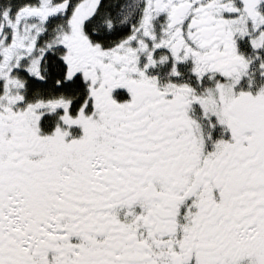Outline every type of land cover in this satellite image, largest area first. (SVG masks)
<instances>
[{"label": "snow or ice", "instance_id": "6c2138e0", "mask_svg": "<svg viewBox=\"0 0 264 264\" xmlns=\"http://www.w3.org/2000/svg\"><path fill=\"white\" fill-rule=\"evenodd\" d=\"M0 264H264V0H0Z\"/></svg>", "mask_w": 264, "mask_h": 264}]
</instances>
